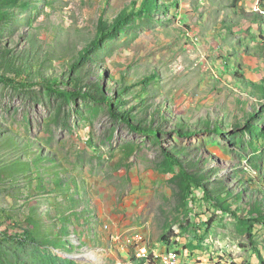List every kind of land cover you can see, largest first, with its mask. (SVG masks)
Wrapping results in <instances>:
<instances>
[{
  "label": "rangeland",
  "instance_id": "374dc122",
  "mask_svg": "<svg viewBox=\"0 0 264 264\" xmlns=\"http://www.w3.org/2000/svg\"><path fill=\"white\" fill-rule=\"evenodd\" d=\"M143 1L0 0V209L78 264H264V0Z\"/></svg>",
  "mask_w": 264,
  "mask_h": 264
},
{
  "label": "trees",
  "instance_id": "16d2710c",
  "mask_svg": "<svg viewBox=\"0 0 264 264\" xmlns=\"http://www.w3.org/2000/svg\"><path fill=\"white\" fill-rule=\"evenodd\" d=\"M152 1L153 0H144L142 2L141 8H140V12H146V11L148 12V11H150V8H151V5H152ZM131 17H132L131 15H127V14L123 13L120 16V19L115 21V23H114V25L112 27V30H109V31L105 30L106 29V27H105L106 24H105V22H102V24L100 26V29H99V33L101 35V39L100 40H102L103 38H108V36L109 37H113L115 35V33H117V31L123 27V22L127 21V20H131ZM260 39L262 41L261 45L263 46L264 45V35H262L260 37ZM99 45L100 44H96V46H99ZM85 49H84L83 53L85 52ZM246 54L247 55H251L250 51H248ZM241 56L242 55H239L238 59H240ZM259 57H257V60H255V62H252L253 64L248 65V67L246 69L251 70L252 73L255 74L256 76H262L263 77V71L257 65L258 61L260 59ZM263 58H264V55H263ZM226 62L228 64V65L226 64L227 65L226 67H229L231 62H229V61H226ZM238 68H239V71L235 75L237 80H240L243 83H246L248 81L249 82L248 84L251 87L257 86V85H255L254 81L246 79L245 73H244V70H243L244 66L242 65V63L239 64ZM14 83H17V82H14ZM17 84H20V83H17ZM53 88L56 89L58 87H57V85H54ZM259 88L261 90V93L262 92L264 93V84L261 87H259ZM254 119L255 118H251V119H249L246 122V124H245L246 130L252 131V130H255V128H257V125L253 122ZM216 130H218L217 127H216ZM149 132L157 134V131L155 132L154 130H151ZM191 136H193V133H185V138H189ZM186 180H187L189 186L195 185V188L202 189L203 191H205V194L207 195V190H204L205 187H203L204 185H203L202 182H199L197 179L191 178V177H189L187 175H186ZM6 211L8 212V210H5V212ZM3 212L4 211H2V210L0 211V233L4 234L7 238L17 239L16 243H20L21 244L20 253H22L23 251H27V248H26L27 244L36 245L35 243H37V244H43L44 246H46V243H45L44 239H42L40 241L37 240V237H39V236H41V238H42V234L39 232V228L38 227H39L40 223H38L39 221L36 218L32 217L29 220L30 224H29V226L27 228H20L22 225H20L17 222H14V221H12L10 219L11 218L10 217L11 213H8L9 215L8 214L5 215V214H3ZM233 215L238 216L236 213H233ZM254 216L264 220V212H262V210H257V215L251 214L250 216L246 217L247 219H244V218H241V219H243V221L248 223V225H250V227H251L254 222H257V218L255 219ZM4 222L9 223V225L8 226L5 225ZM29 230H32V231L29 232ZM148 248H149V251H150V256L148 257V259L143 258L142 260L145 261V264L148 263V261L150 262V264H160V262L157 261L155 259V257L153 256L154 248H152V247H148ZM165 251L166 252H170V251H174V250L166 249ZM178 252H180V251H178ZM3 255L4 254L1 253V251H0V263L5 264V258L3 257ZM184 257H186V256H184ZM56 258H58V257L55 256L54 259H56ZM18 263H16V264H18ZM187 264H191L189 259H188V263Z\"/></svg>",
  "mask_w": 264,
  "mask_h": 264
},
{
  "label": "crops",
  "instance_id": "0c3cea01",
  "mask_svg": "<svg viewBox=\"0 0 264 264\" xmlns=\"http://www.w3.org/2000/svg\"><path fill=\"white\" fill-rule=\"evenodd\" d=\"M2 209H0V211H1ZM5 210V209H4ZM14 211H17V210H14ZM14 211H9V213H11V220L12 221H14V222H16L15 220L17 219V212H14ZM32 217H34V218H36L38 221H39V218H38V215L37 214H33L30 218H29V220L32 218ZM48 219H53L52 217H50V218H48ZM57 220L56 221H58V217L56 218ZM10 220V221H11ZM41 220V219H40ZM59 222V221H58ZM5 223V225H9V223H7V222H4ZM38 223H40V224H42V226H41V230L39 231L41 234H42V238L44 239V241H45V243H46V246H44L43 244H40V247H39V249L37 250V249H33V252H34V256H37V251H39V255L37 256V257H39L40 255H42L41 253H44L46 256H47V259L45 258L43 261H44V263L43 264H59V263H61V264H78V263H76V262H74V261H71V260H66V259H64L63 257L62 258H59V255H60V251H62V250H60L59 248H55V247H52V246H50L49 244L51 243L49 240L50 239H52V240H54V238L52 237V238H50L49 237V235H48V233H47V229H49V227L47 226V225H45L43 222H38ZM29 222H28V226H29ZM50 230V229H49ZM32 230H29V232H31ZM55 234H58L57 232H54L53 231V235H55ZM41 237V236H40ZM16 241H17V239H14V238H7L4 234H2V233H0V251H1V253H3L4 254V250L5 249H9V247L10 248H12L13 247V245H14V243H16ZM42 248V249H41ZM18 252V251H17ZM93 252V251H92ZM87 253V252H86ZM94 253H96V252H94ZM13 254H14V252H12V251H9L7 254H4L5 255V263L6 264H16V263H18L20 260V262L18 263V264H25V261H26V257H27V253H26V251H23L22 253H20L19 252V255H18V260H17V262L15 261V258H12L13 257ZM43 254V255H44ZM59 254V255H58ZM55 256L56 257H58V258H56V259H54L55 258ZM53 257V258H52ZM85 258L84 257H81L77 262H79L80 260H84ZM58 261V262H57Z\"/></svg>",
  "mask_w": 264,
  "mask_h": 264
},
{
  "label": "built area",
  "instance_id": "2783aa9c",
  "mask_svg": "<svg viewBox=\"0 0 264 264\" xmlns=\"http://www.w3.org/2000/svg\"><path fill=\"white\" fill-rule=\"evenodd\" d=\"M141 236H131L129 237V240H134L135 241V249H136V253H137V257L140 259L145 258V253L143 254H139V250L141 248V244H140V239ZM115 237H113V241L116 242L114 240ZM157 253L159 254V262L160 264H181L183 263V260L178 259V257H172L170 256V263H163V254H167L165 252H160L157 251ZM148 264V263H147Z\"/></svg>",
  "mask_w": 264,
  "mask_h": 264
},
{
  "label": "bare ground",
  "instance_id": "6f19581e",
  "mask_svg": "<svg viewBox=\"0 0 264 264\" xmlns=\"http://www.w3.org/2000/svg\"><path fill=\"white\" fill-rule=\"evenodd\" d=\"M170 256H172V257H178L175 253L166 254L165 257L163 258V263H170ZM84 258H86L87 260H90V261H92V260H96L97 261V259H98V257L96 255H94V254L84 255ZM181 264H183V263H181Z\"/></svg>",
  "mask_w": 264,
  "mask_h": 264
},
{
  "label": "clouds",
  "instance_id": "9594fccd",
  "mask_svg": "<svg viewBox=\"0 0 264 264\" xmlns=\"http://www.w3.org/2000/svg\"><path fill=\"white\" fill-rule=\"evenodd\" d=\"M233 7H234V6H233ZM188 35H189V36H188ZM186 36H187V38H189V37H191V34H190V33H187V34H186ZM197 39H198V38H197ZM199 40H200V39H199ZM199 40H198V41H196V42H195V44H196V43H198V42H199ZM192 42H193V41H192ZM219 48H220V46H219ZM226 64H227V62H226V61H225V62H223V67H225V66H226ZM227 65H228V64H227ZM66 255H68V254H66ZM69 256H70V255H69Z\"/></svg>",
  "mask_w": 264,
  "mask_h": 264
}]
</instances>
